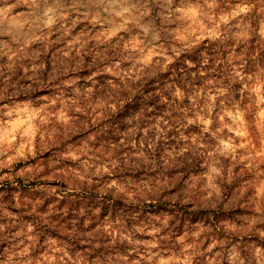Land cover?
Listing matches in <instances>:
<instances>
[{
  "label": "clouds",
  "instance_id": "obj_1",
  "mask_svg": "<svg viewBox=\"0 0 264 264\" xmlns=\"http://www.w3.org/2000/svg\"><path fill=\"white\" fill-rule=\"evenodd\" d=\"M0 264H264V0H0Z\"/></svg>",
  "mask_w": 264,
  "mask_h": 264
}]
</instances>
